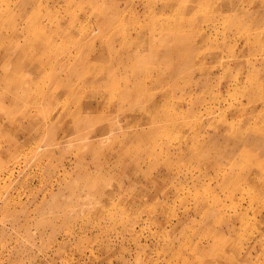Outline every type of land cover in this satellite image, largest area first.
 Listing matches in <instances>:
<instances>
[{
    "label": "rangeland",
    "instance_id": "1",
    "mask_svg": "<svg viewBox=\"0 0 264 264\" xmlns=\"http://www.w3.org/2000/svg\"><path fill=\"white\" fill-rule=\"evenodd\" d=\"M263 15L0 0V264H264Z\"/></svg>",
    "mask_w": 264,
    "mask_h": 264
},
{
    "label": "bare ground",
    "instance_id": "2",
    "mask_svg": "<svg viewBox=\"0 0 264 264\" xmlns=\"http://www.w3.org/2000/svg\"><path fill=\"white\" fill-rule=\"evenodd\" d=\"M226 2L227 1H220V2H218V6L221 7L223 4L226 5ZM263 24H264V15H263V17L261 16L257 20H254V21L250 22V24L245 28V29H249V30H247V32H249V33H246V35H248V36L251 35V34L254 35L255 34V31L262 29V25ZM262 33H264V32H262ZM257 38H258V40H257V43H255V44H260V45L264 44V36H263V34L260 33V35H258ZM14 39H16V38L13 37L11 34H9V36L7 37L8 42H12ZM251 40H252L251 37H246V41L248 43H250V44H251ZM3 41H5V40H3ZM197 60L198 61H201V59H197ZM241 64H247V65H250L251 67H253L254 64H255V62L254 61H251V60L245 61V62H242L241 61ZM256 68L257 67L254 66L253 69H252V71L254 73H255L256 70H258Z\"/></svg>",
    "mask_w": 264,
    "mask_h": 264
}]
</instances>
